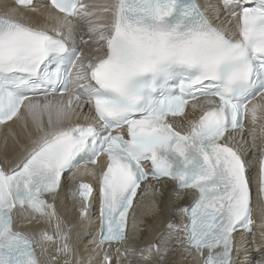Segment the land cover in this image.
Returning <instances> with one entry per match:
<instances>
[{
    "label": "snow or ice",
    "instance_id": "snow-or-ice-1",
    "mask_svg": "<svg viewBox=\"0 0 264 264\" xmlns=\"http://www.w3.org/2000/svg\"><path fill=\"white\" fill-rule=\"evenodd\" d=\"M26 13L54 23L41 26ZM102 13L110 14L108 23ZM221 14L234 26L216 23ZM73 18L87 21L103 55L85 62L67 45ZM36 95L44 100L31 99ZM257 97L264 102V0H112L102 6L48 0L40 7L35 0H0V124L18 117L23 106L37 131L16 166L0 168V264H42L35 241L14 230L15 210L55 219L45 196L58 195L64 173L95 166L101 155L97 249L103 264L112 261L105 244L115 246L116 264L135 254L156 264L161 249L155 243L121 250L129 241L133 198L149 178L198 193L191 206H177L188 222L167 228L184 234L178 241L186 240L200 264H234L233 233H252L253 209L245 162L222 139L243 131L246 115L256 123L264 109ZM189 101L197 118L182 133L168 118L187 119ZM93 191L88 183L76 185L82 217ZM258 192L264 202V154ZM56 239L63 241L57 252L72 257L59 224ZM40 240L53 237L41 233Z\"/></svg>",
    "mask_w": 264,
    "mask_h": 264
},
{
    "label": "bare ground",
    "instance_id": "bare-ground-1",
    "mask_svg": "<svg viewBox=\"0 0 264 264\" xmlns=\"http://www.w3.org/2000/svg\"><path fill=\"white\" fill-rule=\"evenodd\" d=\"M94 1L98 3L94 5L98 6H102L110 2V0ZM10 2L11 1L9 0V3ZM201 2L204 4L205 0H201ZM212 2L216 3V0H212ZM46 3L47 2L45 0H37L36 6L40 7L41 5H44ZM25 15L31 19L38 20V23L41 26L45 24H48L50 26L54 23V21L47 20L46 16L40 17L39 14L26 13ZM106 15L107 13H102L101 18ZM227 21V15L221 14L220 20L216 21V23L224 22V26H234V21L231 25H229ZM95 42L98 41L96 40ZM256 102L264 103L261 102L260 99ZM191 113L192 109L189 104L187 117H190ZM257 118L259 119V123L264 124V109L258 111ZM42 119L44 125L47 126V114H45ZM22 122H24V126H22ZM247 122L251 124V129H248L247 131V139L250 142H253L254 137L258 134H261L263 127H259L258 125L255 126L251 122L250 117H247ZM28 127L35 128L32 123L31 117L27 116V114L25 113V109H23L21 117H17L14 122L0 126V164H4L6 158L8 157V154L4 153L7 150L8 146L12 151L16 149L14 142L17 140L21 141V136H19L21 133L24 137H31L35 134L34 131L28 132ZM232 136L236 137V135H233L231 132H229L225 136L224 142H230L234 140ZM245 140V138H242V140L240 141V138L237 137V145L239 146L241 142H244ZM250 148L251 147L249 145L247 147L241 148V154L244 155L245 153L243 152ZM14 157L15 156H12V158ZM80 168V172H78L76 169H73L72 171L65 173L64 177L62 178L61 187L58 190L57 196H45V199L48 203L52 204L53 209L57 214V217L55 219L50 220L46 216H38L33 215L30 212H25V218H23L22 224L19 226L22 233L29 236L32 235L35 241L33 245L35 249L39 246L38 244H42L47 247L44 250L45 252L47 251V253L38 255V258L42 262V264H66V261L68 262V264H76L77 259H82L84 261V264H103L104 252L97 249V244L99 242L98 236L100 232V225L97 213H95V209H93L91 206V202L93 199L89 201L87 218L82 217L80 215L81 208L79 198L74 196V191L72 190L73 188L69 189L78 180L89 182L95 181L97 173L94 166L81 164ZM84 168H87L89 170V173L94 170L95 175L83 174L82 170ZM164 184L165 183L162 182L161 186H163ZM143 189L148 198H146L145 200L138 198L133 203V209L126 228V234L128 235L130 242L128 241V245L121 246L122 251L125 247H132V244H137L138 246L141 245V248H145L149 244L153 243V239H155L157 235L159 236L158 238H160L161 229L164 226L165 220L168 216H170V218L172 219L171 223H174L180 227H183L184 223L186 222V217H182L181 214L177 211V206H179L180 208H183L184 206L182 203H184V198L188 195L186 191H180V195L177 196L174 188L172 187L170 191H168V189L164 192L160 190V192H158L154 197L153 194H150L149 187H145L143 185ZM169 193H171V195H169ZM257 207L258 205L254 203L255 210H258ZM178 217L179 220H177ZM252 219V233H247L242 230L233 233L234 247L232 256L234 264H247V261L250 259L249 256L256 255L257 251L261 249V246H264V214H258L254 211L252 214ZM136 220H138V224L137 222H135ZM57 224L60 225V229L62 230V232L69 238L67 242L72 246L74 250V255L72 257L57 252V248L62 247L63 245V241L59 242L56 239ZM137 225L139 228V232L141 229L140 237L144 242L143 244L139 241L132 242V238L130 239V237H133L137 234ZM36 231H42L43 233L52 232L54 233V238L52 241H41L37 237ZM183 235V233H176L171 230L168 231L167 238L169 244L167 247L159 246L160 249L164 251L160 252V255L155 258L156 264H164L165 259H168L165 264H196L195 262H197V264H200V262L198 261L200 257L196 254L195 250H188L186 240L182 242L178 241L176 245H171L172 237ZM174 239L178 240L177 238ZM103 248L104 250L112 254L111 264H116L115 246L105 244ZM98 251L99 255H97ZM261 255L262 259H264V253H261ZM138 256V254L127 255L126 257H121V260L122 262H125L126 259L129 261L131 259V261L136 262L139 260ZM53 257H55L56 259L53 260ZM259 264H261V260Z\"/></svg>",
    "mask_w": 264,
    "mask_h": 264
},
{
    "label": "rangeland",
    "instance_id": "rangeland-1",
    "mask_svg": "<svg viewBox=\"0 0 264 264\" xmlns=\"http://www.w3.org/2000/svg\"><path fill=\"white\" fill-rule=\"evenodd\" d=\"M140 232H141V229H140ZM140 232H139V228H138V225H137V234L136 235H134L133 237H130V239L132 238V242H134V241H139L140 243H144L143 241H142V238L140 237ZM141 240V241H140ZM129 242H130V240H129ZM131 242V243H132ZM249 246H251V245H249ZM248 246V247H249ZM170 247V246H169ZM246 250H248V249H246ZM250 258H255V255H251V256H249ZM138 258H139V260L138 261H131V259H130V261L129 260H125V262H123L124 264H126V263H129V264H144V262L140 259V257L138 256ZM165 259V258H164ZM167 260L168 259H165L164 261H165V263L167 262ZM164 261H163V263H164ZM164 263V264H165Z\"/></svg>",
    "mask_w": 264,
    "mask_h": 264
}]
</instances>
